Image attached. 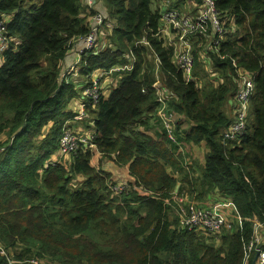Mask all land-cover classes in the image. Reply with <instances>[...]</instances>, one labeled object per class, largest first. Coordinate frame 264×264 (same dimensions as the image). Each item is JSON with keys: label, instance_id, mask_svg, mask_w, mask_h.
Instances as JSON below:
<instances>
[{"label": "trees", "instance_id": "16d2710c", "mask_svg": "<svg viewBox=\"0 0 264 264\" xmlns=\"http://www.w3.org/2000/svg\"><path fill=\"white\" fill-rule=\"evenodd\" d=\"M98 1L105 22L97 47L83 53L72 78L63 76L66 59L98 11L86 12L85 0H0L13 39L0 51V241L18 258L52 264H245L251 220L234 223L218 243L207 241L181 228L166 200L180 184L178 192L232 200L243 218L264 223V0H215L227 32L217 50L213 27L198 34L191 82L175 64L174 45L159 35L153 0ZM132 61L110 95L72 123L96 131V151L81 148L65 162L59 148L78 79L84 84L94 72ZM237 68L255 74L256 88L245 135L224 142L240 87ZM157 79L172 94L171 108L192 123L183 136L187 154L206 144L204 165L187 166L188 155L151 122ZM97 151L99 164L128 166V192L113 194L111 172L93 163ZM0 264H7L1 255Z\"/></svg>", "mask_w": 264, "mask_h": 264}, {"label": "built area", "instance_id": "2783aa9c", "mask_svg": "<svg viewBox=\"0 0 264 264\" xmlns=\"http://www.w3.org/2000/svg\"><path fill=\"white\" fill-rule=\"evenodd\" d=\"M85 1L91 10L95 9L98 12L92 16L91 21L94 23L90 26L91 32L80 38V41H84L85 44L82 53L93 51L97 47L99 29L105 22V15L96 9L98 0ZM193 10V7H187L185 10L167 8L165 12L161 13V21L164 22V26L161 24L162 29L159 32L161 37L163 31L166 29L169 31L168 33L172 34L175 41V64L184 71L189 82L196 79L194 75L195 60L192 49L195 42L199 39L198 34H206L213 27L215 31L213 34L218 35V38L212 42V45L217 50L227 32L225 27L227 20L217 8L215 0H201L197 12ZM8 24L9 17L4 14L0 15V51L8 49L10 40H13L9 36ZM210 50L211 47L209 46L202 57L206 59V55ZM77 63L78 61L65 71L63 76H72L73 78L74 75L77 77ZM133 67V61L129 64L115 65L107 71L94 72L85 81L84 91L79 95L80 99L75 102L76 109L73 111L75 112L73 119L65 124L59 148L61 155H72L81 148H96L94 143L97 137L96 131L93 129L88 130L83 126H74L72 123L82 120L86 116L88 107H94L102 99L110 95L112 90L110 87L112 82L108 81L110 77L119 78L125 73H130ZM237 70L239 71L240 87L235 95V99L232 101L233 121L222 131L224 142L239 140L245 135L250 120L251 100L256 88L255 74L244 68H237ZM154 87L156 89V101L158 102L154 117H156L159 123L158 128L165 133L171 143H174L178 154L182 153L186 155L187 152L183 143L185 129L181 126L186 120L188 124L190 121L184 114H180L171 108L172 94L166 91L160 79H157ZM2 151L3 148H0V153ZM187 155L184 158L185 164L192 166L194 158L192 155ZM110 187L113 194L118 196L128 192L131 189V184L128 182H113ZM135 188L139 189V187ZM145 191L148 194L153 193L149 190ZM166 201L176 210L181 228L192 231L207 241L218 243L223 234L234 223L242 224L244 220H251L254 232L250 241L246 244L245 264H250L249 259L254 253L257 256L255 264H264V223L257 219L243 218L237 213L232 200L198 201L183 190L173 193L172 197ZM0 255L6 259L7 264H52L48 260L37 256L18 258L14 251H9V247L5 246L1 241Z\"/></svg>", "mask_w": 264, "mask_h": 264}, {"label": "crops", "instance_id": "0c3cea01", "mask_svg": "<svg viewBox=\"0 0 264 264\" xmlns=\"http://www.w3.org/2000/svg\"><path fill=\"white\" fill-rule=\"evenodd\" d=\"M177 1H180V2H182L183 3V7H182V10H185L187 7H193L194 8V12H197V10H198V5L200 4V1L199 0H177ZM189 1V2H188ZM102 3V1H98L97 2V4H96V8L97 9H100V5L99 4H101ZM168 3H171V4H174V2L173 1H170V2H168ZM190 3V4H189ZM163 4H165V3H162V5H160L159 6V9L161 8H163ZM158 5L159 4H157V2L156 1H154V3H153V6L155 7V8H157L158 7ZM83 7L85 8V11L86 12H88V13H90V11H91V9L88 7V5L86 4V6L83 4ZM167 7L169 8V6L167 5ZM196 14V13H195ZM89 19H92V16H90L89 17ZM9 20H10V18H9ZM171 42H169L170 44H172V45H174V43H175V41H174V38L172 37V38H170L169 39ZM84 46H85V44H84V41L83 42H81V41H79L77 44H76V46H75V49H73L72 51H71V53H69V55H68V57H67V59H66V62H65V68H67V69H69L72 65H74V64H76V62L82 57V55H83V53H82V51H83V49H84ZM115 79V77H110L109 79H108V81L109 82H112L113 80ZM80 80V83L82 84V80L81 79H79ZM80 84V85H81ZM78 100V97H76V98H74L73 99V101H77ZM76 109V103H75V105L73 106V107H70V110H71V112H73L74 110ZM150 131H148L150 134H152V135H154L155 134V132H156V129H152V128H150L149 129ZM1 139H3V138H1ZM200 147V148H199ZM199 148V150H197ZM195 151H200V159H197L195 156L193 157L194 158V162L195 161H198L200 164H202V165H204V161H205V155H206V153H207V151H208V149H207V146H206V144L205 143H201V144H199V145H193V148H192V155H193V152H195ZM63 155H60V157H62ZM64 157V161L65 162H70L71 160H72V157L70 156H63ZM94 159H93V163H94V165L95 166H97V167H100V168H102L103 170H105V171H109V172H111V174H112V179H113V181L115 182V183H120V182H128V183H133V181H134V179H133V177L130 175V173H129V168H128V166H126V165H123V166H118L117 164H115L114 163V161H112V160H104V161H102V163L101 164H99V160H101V153L100 152H96V154H95V156L93 157ZM199 163H198V165H199ZM197 165V166H198ZM197 166H195L194 167V171H199V169H197L196 167ZM198 174V173H197ZM205 201H207V202H210V201H212V200H215V199H213V198H206V199H204Z\"/></svg>", "mask_w": 264, "mask_h": 264}, {"label": "rangeland", "instance_id": "374dc122", "mask_svg": "<svg viewBox=\"0 0 264 264\" xmlns=\"http://www.w3.org/2000/svg\"><path fill=\"white\" fill-rule=\"evenodd\" d=\"M154 1H156V0H153V3H154ZM169 1H173L174 2V6H175V8H177V9H180V10H182V7H183V3L182 2H180V1H177V0H169ZM157 2V1H156ZM189 2V1H188ZM42 3V0H38V5H40ZM162 3H165V4H163L164 6H163V8L161 9L160 8V12L161 13H163V12H165L166 10H167V5H169V3H168V0L166 1V2H163V0L160 2V3H157V4H159L158 5V7L157 8H159V6L160 5H162ZM190 4V3H189ZM152 6H153V4H152ZM153 8H155L154 6H153ZM161 24L164 26V22L163 21H161ZM169 31L166 29L165 31H163V34H162V37H163V39L165 40V42L168 44L169 42H171L169 39L170 38H172L173 36H172V34L171 33H168ZM106 41L108 42V40L106 39ZM73 78H76L75 76H73ZM72 80V79H71ZM118 78H115L113 81H112V83L110 84V87H111V89L118 83ZM78 84L80 85L81 83H80V80L78 79ZM80 91H84V84H81L80 86H79V93H80ZM78 99H80V97L78 98ZM75 105V101H72L70 104H69V108L70 107H73ZM151 122H153V123H155L156 124V126H158L159 127V123L157 122V119H156V117H154V118H152V120H151ZM191 125H192V123H190L189 122V124H188V122H187V120L182 124V128L183 129H185V132H189L190 131V128H191ZM142 128V127H141ZM200 148V147H199ZM199 148L197 149V150H199ZM95 149V148H94ZM94 151H96V150H94ZM190 155H192V153H190ZM70 156H72V155H69V157ZM196 157L197 159H200V151H195V152H193V155H192V157ZM63 160H64V157H63ZM70 162H72V160L70 161ZM70 164V163H69ZM194 195H196L195 193H194ZM175 214L177 215V212L175 211Z\"/></svg>", "mask_w": 264, "mask_h": 264}, {"label": "water", "instance_id": "95a60500", "mask_svg": "<svg viewBox=\"0 0 264 264\" xmlns=\"http://www.w3.org/2000/svg\"><path fill=\"white\" fill-rule=\"evenodd\" d=\"M179 187H180V184L177 185L175 192H177V190L179 189ZM256 258H257V256L254 258L253 264H255Z\"/></svg>", "mask_w": 264, "mask_h": 264}, {"label": "clouds", "instance_id": "9594fccd", "mask_svg": "<svg viewBox=\"0 0 264 264\" xmlns=\"http://www.w3.org/2000/svg\"><path fill=\"white\" fill-rule=\"evenodd\" d=\"M81 93H82V91H80V93H79L78 96H76V97H79V95H80ZM76 97H74V98H76ZM74 98H73V99H74ZM73 99H72V101H73ZM72 101H71V102H72ZM73 113L75 114V112H73ZM95 149H96V148H95ZM95 149H94V150H95Z\"/></svg>", "mask_w": 264, "mask_h": 264}]
</instances>
